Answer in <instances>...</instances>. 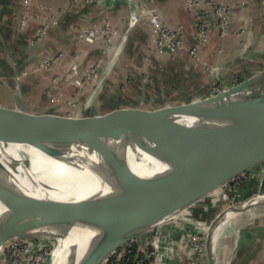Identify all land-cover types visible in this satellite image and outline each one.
<instances>
[{"label": "rangeland", "instance_id": "obj_1", "mask_svg": "<svg viewBox=\"0 0 264 264\" xmlns=\"http://www.w3.org/2000/svg\"><path fill=\"white\" fill-rule=\"evenodd\" d=\"M129 1L127 17L121 11L116 17L101 16L91 24H74L71 33L80 46L68 48V44L61 41L60 34L51 31L60 26L64 10L69 11L92 0H65V5L58 6L48 0H0V104L20 106L27 112L67 122H84L116 112L180 104L201 92L209 93L187 102L199 100L247 78L246 69L251 63L234 68V61L229 58L227 61L231 62L227 63L218 59L199 64L212 36L222 40L228 34L233 10L223 6L222 2L185 0L186 11L193 23L187 32L182 23L163 19L153 1ZM115 18H127L123 21L126 29H120ZM139 24L149 30L154 55H138L130 50V42L136 33L133 28ZM96 44L98 55L82 62L89 55L88 52L82 55L85 46ZM80 47L83 50H79ZM247 51V48L243 50L241 58H246ZM179 52H185L186 58L197 64L198 72L191 75V68L182 69L178 65ZM135 55L144 61L145 68L134 70L136 73L127 77L118 76L117 71L126 69V61ZM260 60L262 62L254 63L259 69H254L253 74L264 69V57ZM150 67H154V72L147 70ZM263 161L236 175L219 195H207L202 203L191 204L188 209L180 211L181 216L175 222L181 221L178 240L181 246L174 248L175 251L181 248L190 264H201L202 261L207 264V233L202 227L210 224L228 206L246 197L264 194ZM247 211L240 218L243 219L241 224L226 231L223 247L216 251L217 264H227L232 256L239 228L264 218V204ZM163 225H155L147 233L133 237L134 240L111 246L102 264H118L132 258L136 264H156L152 242L157 243L158 236L164 237ZM26 229L33 231L32 234L35 230ZM40 239L36 232L30 236L24 235L23 231L11 237L3 242L0 264H46L43 259L46 257L47 264H55L54 246L50 243L41 245ZM170 241L177 245V239Z\"/></svg>", "mask_w": 264, "mask_h": 264}, {"label": "water", "instance_id": "obj_2", "mask_svg": "<svg viewBox=\"0 0 264 264\" xmlns=\"http://www.w3.org/2000/svg\"><path fill=\"white\" fill-rule=\"evenodd\" d=\"M261 87H264V69L199 100L164 105L158 109L116 112L84 122H67L27 112L20 106L0 104V114L55 124L58 129L44 134L37 148L71 165L89 169L99 179L112 178L130 167L133 159L143 151L179 142L186 150L187 143L207 146L204 155L188 162L187 168L181 171L189 180L187 184L190 180L193 183L189 191L134 222L113 225L89 237L80 249L72 248L68 257L58 264H85L93 254L96 255L91 264H102L111 246L147 233L155 225L167 221L170 218L168 214L203 199L221 183L262 162L264 97L250 102L239 101ZM18 122L22 125L21 121L15 124ZM36 132L39 136L43 133L42 129ZM184 155L189 154L184 152ZM21 167L35 185L49 188L33 171L31 161L23 160ZM137 190L139 187H135ZM249 198L228 206L211 221L206 238L207 264H217L215 229L227 214L264 204L262 200L239 209L241 203ZM62 200L49 192L36 193L12 175L0 197V244L21 231L24 235L33 236L36 232L38 238L44 237L48 221L52 218L49 210ZM26 228H34V233Z\"/></svg>", "mask_w": 264, "mask_h": 264}, {"label": "bare ground", "instance_id": "obj_3", "mask_svg": "<svg viewBox=\"0 0 264 264\" xmlns=\"http://www.w3.org/2000/svg\"><path fill=\"white\" fill-rule=\"evenodd\" d=\"M263 97L264 87H261L239 101L250 102ZM17 121H21L22 125L18 122L17 126ZM37 129H42L40 136ZM56 129L53 123L0 114V197L10 177L15 175L36 193L49 192L63 199L49 210L52 218L39 242L41 245L50 243L54 246L52 254L57 257L55 264L64 261L72 248L80 249L89 237L113 225L134 222L145 213H151L189 191L192 181L187 184L189 180L181 171L187 168L188 162H194L204 155L207 149V146L196 143H187V150L181 142L168 144L139 153L130 167L112 178L99 179L89 169L71 165L37 148L44 134ZM184 152L189 155H184ZM23 160L31 161L33 171L49 188L35 185L28 178L21 167ZM233 178L221 183L208 195H219ZM135 187H139V190L135 191ZM249 197L241 203L239 209L264 200V194ZM203 200L192 204L198 205ZM186 209L188 207L180 211ZM247 210L229 212L217 226L214 237L216 251L222 249L226 231L234 227L236 218L247 213ZM180 211L168 214L170 218L167 221L177 220L181 216ZM209 226L202 227L207 234ZM95 255L90 260H94ZM90 260L85 264H91Z\"/></svg>", "mask_w": 264, "mask_h": 264}, {"label": "crops", "instance_id": "obj_4", "mask_svg": "<svg viewBox=\"0 0 264 264\" xmlns=\"http://www.w3.org/2000/svg\"><path fill=\"white\" fill-rule=\"evenodd\" d=\"M150 1H153L154 4L156 3L155 5L160 9V15L163 19L172 23H182L187 32L192 29V17L190 14L188 15L186 11L185 0ZM217 1L222 2L223 6H226L228 9L233 10L232 17L229 21L228 34L222 40H219L216 36H212L206 51L203 53L202 61L199 64L213 62L218 59H221L222 62L226 60L225 63H227L231 62L227 61L229 58V60L232 59V62L234 61V68L246 62L251 63V66L246 69L247 77H249L253 74L252 72L255 71L254 69H256V71L259 69V65L256 66L254 63L259 61L262 62L260 59L264 57V0ZM48 2L56 6L61 4L65 5V0H48ZM128 9H130L129 0H92L91 3L80 5L69 11L64 10L60 16V26L56 27L51 32H54L56 35L60 34L61 41H63L64 44H68L66 47H79L78 39L71 33V27L74 24H91L97 21L101 16L116 17L121 11H124L127 17L129 13ZM126 19L127 18L116 20L115 18V23L120 29L124 30L126 26L123 21ZM242 29L245 30L243 33H240V31H243ZM133 31H136V33L130 42L131 52L135 51L138 55H154L155 50L149 38L148 28L139 24L133 28ZM97 47V44L85 46L82 55L84 56L85 52H88L89 55H86L82 62H87L95 58L99 53ZM218 47L221 49L219 50ZM245 48L248 49L246 54L244 53L246 58H241V54ZM78 49L80 50L82 48L80 47ZM186 57L187 55L185 52H179L177 57L178 65H180L182 69L191 68V75L198 72L197 64L193 63L191 60L189 61ZM126 64V69L123 68L121 71H117L118 76L120 75L122 78L127 77L128 74H135L136 71L134 70L145 68L144 61L137 55H135V58L127 60ZM192 67L195 69H192ZM153 68L154 67H150L147 70H152V72H154ZM211 74L212 73H210V75ZM202 94L209 93L201 92L198 95ZM193 97H189L183 101L187 102L193 99ZM247 213L239 215L234 221V224H241L243 220L240 219L241 216ZM247 218L251 219L252 217ZM180 223L181 221L175 222V220L163 222L162 234L164 237L160 238L161 236H159V238L156 239L157 243H155L159 248L156 264H190L187 257L182 254L181 248H177L176 251L174 248L176 246L179 247V245L181 246L180 241H178L181 237L179 228ZM189 231H191L190 227ZM171 239H177V245H175L173 241L169 242ZM233 250V254L228 260L229 262L227 261V264H264V218L239 228ZM201 264H204L203 261Z\"/></svg>", "mask_w": 264, "mask_h": 264}, {"label": "built area", "instance_id": "obj_5", "mask_svg": "<svg viewBox=\"0 0 264 264\" xmlns=\"http://www.w3.org/2000/svg\"><path fill=\"white\" fill-rule=\"evenodd\" d=\"M153 21L154 22H157V20L155 19V18H153ZM226 196V195H225ZM225 198V197H224ZM158 238H159V236H158ZM152 244H153V246L155 247V256H156V258H157V256H158V250H159V248L155 245V243H154V241L152 242ZM47 258V257H46ZM46 258H43V259H45V263L47 264V262H46ZM118 264H126L125 262H119ZM138 264H141V263H138Z\"/></svg>", "mask_w": 264, "mask_h": 264}, {"label": "trees", "instance_id": "obj_6", "mask_svg": "<svg viewBox=\"0 0 264 264\" xmlns=\"http://www.w3.org/2000/svg\"><path fill=\"white\" fill-rule=\"evenodd\" d=\"M126 264H136L135 259H125L124 260Z\"/></svg>", "mask_w": 264, "mask_h": 264}]
</instances>
